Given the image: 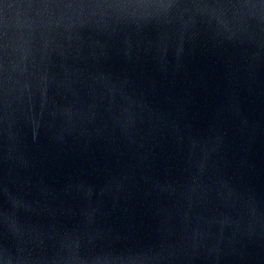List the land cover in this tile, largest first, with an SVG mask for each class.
<instances>
[{"label":"water","instance_id":"1","mask_svg":"<svg viewBox=\"0 0 264 264\" xmlns=\"http://www.w3.org/2000/svg\"><path fill=\"white\" fill-rule=\"evenodd\" d=\"M0 264H264V0H0Z\"/></svg>","mask_w":264,"mask_h":264}]
</instances>
